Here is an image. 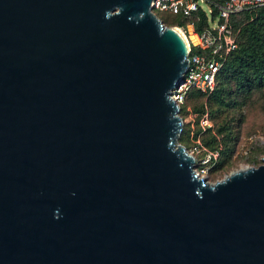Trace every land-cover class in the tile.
Returning <instances> with one entry per match:
<instances>
[{
  "label": "water",
  "instance_id": "water-1",
  "mask_svg": "<svg viewBox=\"0 0 264 264\" xmlns=\"http://www.w3.org/2000/svg\"><path fill=\"white\" fill-rule=\"evenodd\" d=\"M151 2L0 0V264H264V157L196 172Z\"/></svg>",
  "mask_w": 264,
  "mask_h": 264
},
{
  "label": "rangeland",
  "instance_id": "rangeland-1",
  "mask_svg": "<svg viewBox=\"0 0 264 264\" xmlns=\"http://www.w3.org/2000/svg\"><path fill=\"white\" fill-rule=\"evenodd\" d=\"M165 20V25L177 27L189 39V24L178 26V19L167 17ZM179 116L182 119V130L177 142L193 156L194 169L208 182H215L239 169L262 163L264 88L256 90L244 106L235 108H217L205 96L198 102L189 100ZM222 125L227 127V136L222 139L231 149L230 153L227 152L228 156L216 149H208L202 143L203 139H210L214 131ZM208 128L212 131L208 132ZM220 148L226 151L223 144Z\"/></svg>",
  "mask_w": 264,
  "mask_h": 264
},
{
  "label": "trees",
  "instance_id": "trees-1",
  "mask_svg": "<svg viewBox=\"0 0 264 264\" xmlns=\"http://www.w3.org/2000/svg\"><path fill=\"white\" fill-rule=\"evenodd\" d=\"M161 21L167 22V17L178 19L177 25L193 24L196 32H201L209 26L205 10L200 8L190 16L173 12H154ZM199 18V20H198ZM230 24L237 33V47L227 56L221 69L217 72L214 90L209 94L197 90H190L185 100L180 104L179 113L187 101H199L204 96L214 105L223 108L244 106L256 90L264 88V6L251 12H241L230 17ZM197 50L192 49V53ZM199 110V109H198ZM208 132L212 131L210 128ZM227 127L222 125L214 131L210 139H203L202 143L211 150H218L228 156L231 152L228 143L223 141ZM197 134V133H196ZM220 137V139H218ZM223 144L226 151L219 147Z\"/></svg>",
  "mask_w": 264,
  "mask_h": 264
},
{
  "label": "built area",
  "instance_id": "built-area-1",
  "mask_svg": "<svg viewBox=\"0 0 264 264\" xmlns=\"http://www.w3.org/2000/svg\"><path fill=\"white\" fill-rule=\"evenodd\" d=\"M262 6L264 0H152L153 12H179L184 16H190L203 8L209 19V26L203 28L201 32H196L194 25L189 24L197 37V42L190 40L188 66L181 83L171 89V97L179 106L192 89L204 94L214 90L217 72L229 53L237 47L238 32L233 30L230 17L241 12L254 11ZM194 48L197 51L192 53Z\"/></svg>",
  "mask_w": 264,
  "mask_h": 264
},
{
  "label": "bare ground",
  "instance_id": "bare-ground-1",
  "mask_svg": "<svg viewBox=\"0 0 264 264\" xmlns=\"http://www.w3.org/2000/svg\"><path fill=\"white\" fill-rule=\"evenodd\" d=\"M188 28H190L189 39L186 37V35H185L180 29H178V30H179V31L181 32V34L183 35V37H184V39H185V41H186L187 44L190 43V40H191L192 42L196 43V42H197V37H196V35L193 33V31H192V27H191V25H190Z\"/></svg>",
  "mask_w": 264,
  "mask_h": 264
}]
</instances>
